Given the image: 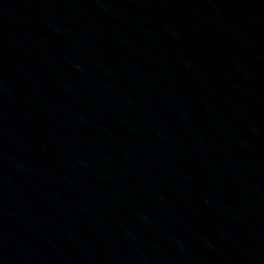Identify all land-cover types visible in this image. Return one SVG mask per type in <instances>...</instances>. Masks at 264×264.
<instances>
[{
    "label": "water",
    "instance_id": "1",
    "mask_svg": "<svg viewBox=\"0 0 264 264\" xmlns=\"http://www.w3.org/2000/svg\"><path fill=\"white\" fill-rule=\"evenodd\" d=\"M0 264H264V0H0Z\"/></svg>",
    "mask_w": 264,
    "mask_h": 264
}]
</instances>
